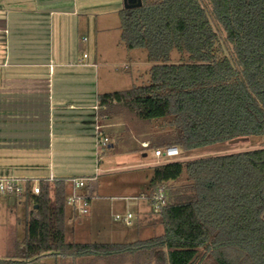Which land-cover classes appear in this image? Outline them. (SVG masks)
Instances as JSON below:
<instances>
[{
	"label": "trees",
	"instance_id": "16d2710c",
	"mask_svg": "<svg viewBox=\"0 0 264 264\" xmlns=\"http://www.w3.org/2000/svg\"><path fill=\"white\" fill-rule=\"evenodd\" d=\"M118 15L125 48L146 50L155 64L148 84L100 95L101 118L120 111L157 128L152 149L264 139V0H142ZM174 49L187 59L169 63ZM183 172L185 185L170 187ZM160 189L161 235L93 244L66 241V183L43 185L27 197L33 210L24 245L15 243L0 264H36L47 256L264 264V147L156 166L148 196Z\"/></svg>",
	"mask_w": 264,
	"mask_h": 264
},
{
	"label": "crops",
	"instance_id": "0c3cea01",
	"mask_svg": "<svg viewBox=\"0 0 264 264\" xmlns=\"http://www.w3.org/2000/svg\"><path fill=\"white\" fill-rule=\"evenodd\" d=\"M120 9L114 0L98 6L87 0H0V177H89L81 175L94 166L97 172L104 156L120 157L133 151L111 144L126 126L120 111L111 118L99 114V96L113 93L110 79H103L108 76L110 57L100 39L108 41L107 33L114 27L108 18ZM97 124L110 139L108 150L97 143ZM131 130L141 141V149H150V139H141ZM112 162L105 166L106 171L117 168ZM119 162L129 168L147 165L134 164L129 157ZM95 188L89 189L91 218L115 208L108 200L116 199H106L100 193L103 187L94 195ZM148 195L149 191L125 199L126 215L131 213L139 226L134 236L138 238L132 242L148 239L151 229L160 224L147 217ZM136 199L138 204H129ZM23 200L32 205L28 198L0 194V212H13ZM135 264L157 262L141 259Z\"/></svg>",
	"mask_w": 264,
	"mask_h": 264
},
{
	"label": "rangeland",
	"instance_id": "374dc122",
	"mask_svg": "<svg viewBox=\"0 0 264 264\" xmlns=\"http://www.w3.org/2000/svg\"><path fill=\"white\" fill-rule=\"evenodd\" d=\"M92 6H98L102 2H107L109 0H87ZM118 4L120 10L124 9L123 0H114ZM96 20V17H92ZM102 18V16H100ZM109 22H113V26L109 33H107L108 41L106 43L103 39H100L102 48L104 51H108L109 67L106 68L107 77L112 83L110 87L111 92H118L120 90H129L134 86L146 85L150 82V69L155 63L150 62L147 58V52L144 49H135L128 51L121 40V28L120 19L118 12L112 14L109 18ZM87 37V35H85ZM83 38V37H82ZM90 43L94 42L95 39H87ZM108 42V43H107ZM86 53V52H85ZM83 54V53H82ZM91 55V51H89ZM187 59V55H182L178 50L174 49L170 53L171 64H178L181 62L182 58ZM128 65L129 68L125 69L124 66ZM123 66V67H122ZM105 71L102 75L104 76ZM121 112H124L120 109ZM118 115L120 113H117ZM122 121L127 128L123 127L121 130L122 135H114L112 143L115 144V148L122 151H130L129 155L113 157L104 156L102 159V165L96 172V166L91 169L89 173H84L81 176H94L96 175V188L94 189V195L101 188V194L106 196V199H116L108 200L112 201L113 206L112 211L102 212L101 215H97L95 218L87 216H81L78 213H72V208L67 205V216H66V241L69 243H98V244H127L131 243L134 237L138 233V224L136 219L132 220L131 225H127L121 220L116 219V215H126L124 210V205L127 202L125 199L131 197L145 196L149 191L148 184L149 180L153 174V169L156 166L169 163V162H189L201 158L217 157L230 154H236L251 150H256L264 147V139L262 138H242L237 143H221L213 146H207L204 148H199L192 151H182L179 149L180 154L176 157H156V149H146L143 151L140 147L141 141L133 136L132 130L141 139L151 138L159 130L151 128L150 126L139 122L134 117L128 114H121ZM108 148V144L105 147ZM147 156H144L143 154ZM124 157H129L134 160V164L145 163L143 166L134 167H121L122 163L119 159ZM111 161H115L117 168L106 171L105 167ZM105 163V164H103ZM109 165V164H108ZM186 183V172H183L180 180L171 183L170 187L181 188ZM114 187V188H111ZM108 189V190H107ZM149 197V196H148ZM18 202L17 200L15 201ZM115 203V204H114ZM139 200H131L129 204L136 205ZM148 206V218L155 219L158 223L153 229H151L149 236L155 237L163 233L164 229L160 222L159 214L153 210V207L149 202ZM30 210H33V205L29 204L26 200H23L17 204L16 210L13 212H0V259L6 257L8 252H10L14 247L15 243H19L21 246L24 245L26 237V220ZM72 215V216H71ZM147 234V233H146ZM146 234L144 236H146ZM158 234V235H157ZM143 236V235H142ZM149 237V238H151ZM148 238V239H149ZM137 260L132 257L122 258V257H111V258H85L77 259L72 261L71 259H60L51 256H47L39 259L36 264H135Z\"/></svg>",
	"mask_w": 264,
	"mask_h": 264
},
{
	"label": "built area",
	"instance_id": "2783aa9c",
	"mask_svg": "<svg viewBox=\"0 0 264 264\" xmlns=\"http://www.w3.org/2000/svg\"><path fill=\"white\" fill-rule=\"evenodd\" d=\"M86 40V39H85ZM87 58V55H84ZM83 61V60H82ZM81 61V62H82ZM95 136L98 145L107 146L110 139L105 135L101 125L95 126ZM180 154L177 146H168L155 151L156 157L172 158ZM97 176L89 177H72L67 179H58L54 175L41 178L29 177H0V194L4 196H13L25 199L29 196H37L42 191L43 185H54L57 182H65L69 186L67 193L66 204L73 207L79 215L87 216L91 209V196L89 189L96 185ZM166 195L163 189H160L155 195L147 197L153 207V210L158 213L166 203ZM133 215H116L117 220H121L127 225L131 224Z\"/></svg>",
	"mask_w": 264,
	"mask_h": 264
},
{
	"label": "water",
	"instance_id": "95a60500",
	"mask_svg": "<svg viewBox=\"0 0 264 264\" xmlns=\"http://www.w3.org/2000/svg\"><path fill=\"white\" fill-rule=\"evenodd\" d=\"M123 1H124V9L137 8V7H140L142 5V0H123ZM240 140H241L240 138H237V139H234L230 142L231 143H237Z\"/></svg>",
	"mask_w": 264,
	"mask_h": 264
}]
</instances>
